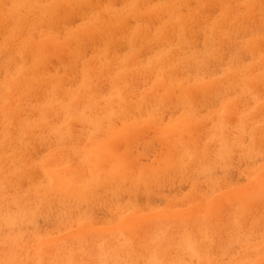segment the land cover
<instances>
[{
  "label": "rangeland",
  "instance_id": "rangeland-1",
  "mask_svg": "<svg viewBox=\"0 0 264 264\" xmlns=\"http://www.w3.org/2000/svg\"><path fill=\"white\" fill-rule=\"evenodd\" d=\"M263 3L0 0V264H262ZM125 127L149 174L94 151Z\"/></svg>",
  "mask_w": 264,
  "mask_h": 264
},
{
  "label": "bare ground",
  "instance_id": "bare-ground-1",
  "mask_svg": "<svg viewBox=\"0 0 264 264\" xmlns=\"http://www.w3.org/2000/svg\"><path fill=\"white\" fill-rule=\"evenodd\" d=\"M36 1H38V0H36ZM144 1V0H143ZM152 1V0H151ZM42 2V1H41ZM73 2V1H72ZM75 2V1H74ZM191 2V1H190ZM193 3V2H192ZM191 3V4H192ZM148 4V3H147ZM173 4V3H172ZM180 4H181V2H180ZM187 4L189 5V3L187 2ZM210 4V3H209ZM264 4V3H263ZM175 5V4H174ZM182 5V4H181ZM95 8V7H94ZM109 9V8H108ZM112 9V8H111ZM185 9V8H184ZM216 9V8H215ZM241 9V8H240ZM248 10V9H247ZM81 11V10H80ZM170 11V10H169ZM214 11V10H213ZM211 13V12H210ZM99 14V13H98ZM173 14H174V12H173ZM87 15V14H86ZM253 16V15H252ZM84 17V16H83ZM87 18V17H86ZM253 18V17H252ZM76 19V18H75ZM84 19V18H83ZM124 19H126V18H124ZM250 19V18H249ZM76 21V20H75ZM78 21V20H77ZM129 21V20H128ZM256 21V20H255ZM71 22V21H70ZM182 22H184V21H182ZM60 23V22H59ZM73 23H74V21H73ZM127 24H128V22H126ZM202 23V22H201ZM72 24V23H71ZM155 24V23H154ZM255 24V23H254ZM94 25V24H93ZM132 25V24H131ZM192 25V24H191ZM262 27H263V25H262ZM26 28V27H25ZM152 28V27H151ZM196 28V27H195ZM194 30V29H193ZM200 30V29H199ZM62 31V30H61ZM88 33V32H87ZM193 37V36H192ZM220 37V36H219ZM237 37V36H236ZM174 38H175V36H174ZM200 39V38H199ZM259 43V42H258ZM123 44V43H122ZM145 45V44H144ZM232 45V44H231ZM60 46V45H59ZM58 46V47H59ZM197 46V45H196ZM69 47V46H68ZM155 47V46H154ZM64 48H67V47H63V49ZM123 48H124V46H123ZM229 49V48H228ZM47 50H50V51H56L54 54H56V56H54V58H52V55H50V54H52V52H50V56H51V60H53V62H54V59H55V57H56V60H57V58L60 56L59 55V53L60 52H58V50L57 49H53V47H52V49H50V47L47 49ZM46 50V52L47 53H49L48 51ZM67 50L68 49H65V52L67 53ZM113 50V49H112ZM121 49L120 48H118V52L120 51ZM227 50V49H226ZM59 51H61V50H59ZM63 51V50H62ZM90 51H91V49H90ZM110 51V50H109ZM123 51V50H122ZM64 52V51H63ZM117 52V53H118ZM247 52V51H246ZM66 53H65V55H63V56H61V57H65L66 56ZM120 53V52H119ZM63 54V53H62ZM121 54V53H120ZM144 54V53H143ZM224 54V53H223ZM247 54V53H246ZM255 54V53H254ZM59 55V56H58ZM224 56H225V54H224ZM227 56V55H226ZM226 56L224 57V59L226 58ZM61 57H60V59H61ZM243 58V57H242ZM245 58V57H244ZM59 59V60H60ZM63 59V58H62ZM66 59V58H65ZM64 59V60H65ZM245 60V59H244ZM63 61V60H62ZM63 63V62H62ZM214 63V62H213ZM210 65V64H209ZM217 65V64H216ZM79 66V65H78ZM211 66V65H210ZM189 67H190V65H189ZM217 68V67H216ZM215 68V69H216ZM235 68V67H234ZM168 69V68H167ZM194 70V69H193ZM123 71V70H122ZM167 71V70H166ZM92 72V71H91ZM169 72V71H168ZM175 73V72H174ZM164 74V73H163ZM163 74L161 75V76H163ZM206 74V73H205ZM231 74V76H232V73H230ZM250 74V73H249ZM139 75V74H138ZM159 75V74H158ZM125 76V75H124ZM169 76V75H168ZM206 76V75H205ZM236 76V75H235ZM250 76V75H249ZM249 76H248V78H249ZM121 77V76H120ZM134 77V76H133ZM254 77V76H253ZM256 77V76H255ZM122 78V77H121ZM157 78H159V77H157ZM245 78V77H244ZM250 79V78H249ZM248 79V80H249ZM126 80V79H125ZM157 80V79H156ZM230 80V79H229ZM228 80V81H229ZM131 81V80H130ZM129 81V82H130ZM133 81V80H132ZM131 81V82H132ZM137 81V80H136ZM237 81V80H236ZM118 82H120V83H122L121 82V79H120V81H118ZM158 82V81H157ZM156 82V83H157ZM250 82H252V81H250ZM70 83V82H69ZM141 83V82H140ZM159 83H160V81H159ZM74 84V83H73ZM128 84H130V83H128ZM239 84V83H238ZM15 85V84H14ZM122 85H123V83H122ZM222 85V84H221ZM163 86H165V85H163ZM252 86H254V85H252ZM122 87V86H121ZM14 88V87H13ZM166 88V87H165ZM174 88V87H173ZM209 89L211 88V87H208ZM223 88V87H222ZM259 88H261V86H259ZM63 89V88H62ZM159 90H160V88H159ZM236 90V89H235ZM60 91V90H59ZM157 90H155V92H156ZM163 91V90H162ZM161 91V92H162ZM185 91V90H184ZM263 91V90H262ZM18 92V91H17ZM60 92H62V91H60ZM66 92V91H65ZM160 92V91H159ZM167 92V91H166ZM64 93V92H63ZM65 94V93H64ZM76 94V93H75ZM189 94H190V92H189ZM194 94H196V92L194 93ZM193 94V95H194ZM105 95V94H104ZM200 95V94H199ZM264 95V94H263ZM195 96V95H194ZM198 96V95H197ZM65 98V97H64ZM219 98H220V96H219ZM72 99V98H71ZM244 100H245V98H243ZM34 100V99H33ZM195 100V99H194ZM197 101V100H196ZM132 102V101H131ZM130 102V103H131ZM126 103V102H125ZM71 104V103H70ZM69 104V105H70ZM73 104H74V102H73ZM101 104V103H100ZM113 104V103H112ZM251 104V103H250ZM84 105L86 106V104L84 103ZM114 105V104H113ZM146 105H147V103L145 104V109H147L146 108ZM71 106V105H70ZM122 106V105H121ZM148 106V105H147ZM56 107V106H55ZM89 107V106H88ZM102 107V106H101ZM135 107V106H134ZM142 107H143V105H142ZM179 107V106H178ZM115 108V107H114ZM148 108H149V106H148ZM241 108H243V107H241ZM248 108H249V106H248ZM143 109V108H142ZM198 109V108H197ZM112 110V109H111ZM144 110V109H143ZM179 110V109H178ZM202 110V109H201ZM245 110H247V109H245ZM200 111V110H199ZM198 111V112H199ZM244 111V110H243ZM8 112V111H7ZM136 112V111H135ZM176 112V111H175ZM155 113V112H154ZM12 114V113H11ZM10 114V115H11ZM26 114V113H25ZM63 114H65V113H63ZM220 114V113H219ZM135 115H137V114H135ZM92 116H90V118H91ZM138 117V116H137ZM154 117V116H153ZM222 117V116H221ZM258 117V116H257ZM259 117H260V115H259ZM230 118V117H229ZM155 119H157V118H155ZM225 119H226V117H225ZM228 119V118H227ZM226 119V120H227ZM66 120V119H65ZM74 120V119H73ZM214 120V119H213ZM233 122H235L236 123V121H234L235 119H231ZM230 120V121H231ZM113 121V120H112ZM186 122H187V120H185ZM229 121V120H228ZM227 121V122H228ZM231 121V122H232ZM157 122H158V119H157ZM198 122V121H197ZM200 122V121H199ZM233 122H232V124H233ZM239 122V121H238ZM237 122V123H238ZM244 122V121H243ZM1 123V122H0ZM188 123V122H187ZM187 123H185V124H180V125H175L176 127L174 128V130H176V131H174L175 132V136L176 137H178V141L180 142H184L185 144H188V141H189V134H190V132H191V130H190V128H191V126L192 125H190V124H192V120H191V123L190 124H187ZM42 124V123H41ZM76 124H78L77 122H76ZM106 124V123H105ZM209 124V123H208ZM231 124V125H232ZM251 124V123H250ZM71 125H74L75 126V122H72V124ZM71 125H69L68 127H70ZM79 125H81L80 123H79ZM103 125V124H102ZM207 125V124H206ZM236 125H238V124H236ZM73 126V127H74ZM82 126V125H81ZM81 126H79L80 128H81ZM85 126V125H84ZM216 126V125H215ZM72 127V126H71ZM71 127H70V129H71ZM86 127V126H85ZM85 127L82 129V130H84V131H86L85 130ZM152 127V126H151ZM151 127H150V129H151ZM196 127V126H195ZM204 127V126H203ZM232 127V126H231ZM88 128H90L89 126H88ZM142 130H144V129H146V133L144 134L146 137H147V134H148V136H149V127L147 128V127H144V128H142V127H138L136 130H133V132H129L130 133V137L132 136V133H134V135H136L135 134V132H137V133H141L140 132V130L141 129ZM198 128V127H197ZM200 128V127H199ZM249 128V127H248ZM247 128V129H248ZM65 129V128H64ZM63 129V130H64ZM73 129V128H72ZM75 129L77 130V128H74V131H75ZM94 129V128H93ZM103 129H105V127H103ZM123 129V128H122ZM127 129L128 128H126L125 127V130L123 131V133H114V134H116V135H111V136H109V138L108 137H106L107 138V140H106V143L105 142H103L102 144H104L103 146L101 145L99 148H96L97 150H95L94 149V151L95 152H97L98 153V155H97V153H96V155L97 156H99L100 158L102 157V159L103 158H108L109 160H111L112 162H114V164L116 165L115 167H116V169H119V168H125V169H130V170H135V171H137L139 174L140 173H142V174H144V175H146V174H149L150 172H151V170H148L149 169V167H147V166H145V167H143L144 165H142V166H138L139 165V163H138V165H137V163H136V161L137 160H135L136 159V157H137V159H138V156H136L135 158L133 157H131L130 156V153L131 152H129V151H131V150H129L128 151V145L127 144H129L130 143V141H129V133H127L126 132V134L124 133L125 131H127ZM162 129H164V128H162ZM169 129V128H168ZM167 129V130H168ZM171 129H172V127H171ZM68 130H69V128H68ZM82 130H79V132H81ZM91 130V129H90ZM155 130V129H154ZM156 130H158V133H159V129H156ZM161 130V129H160ZM250 130V129H249ZM73 131V130H72ZM89 131V130H88ZM96 131H98V130H96ZM100 131V130H99ZM106 131H107V129H106ZM164 131H165V129H164ZM194 131V130H193ZM192 131V132H193ZM195 131H196V129H195ZM200 131V130H199ZM71 132V131H70ZM77 132V131H76ZM104 132H105V130H104ZM103 132V133H104ZM148 132V133H147ZM151 132H152V130H151ZM192 132H191V134H192ZM198 132V131H197ZM16 133V132H15ZM106 133V132H105ZM164 133V132H163ZM163 133H161V131H160V135L159 136H161V134H163ZM172 134H173V132H171ZM83 134V133H82ZM82 134H80V135H82ZM107 134V133H106ZM142 134H143V132L141 133V136H142ZM152 134H153V132H152ZM151 133H150V137H148L149 138V140L150 139H152V137H154L153 135L155 134V132H154V134L152 135ZM165 134V133H164ZM168 134H170V132L168 133ZM205 133H202V135H204ZM90 135V134H89ZM92 135H94V134H91V136ZM133 135V136H134ZM138 135V134H137ZM140 135V134H139ZM144 135L142 136L143 138H144ZM195 135V134H194ZM198 135H199V132H198ZM206 136V135H205ZM229 136H231V135H229ZM61 137H63V136H61ZM89 137V136H88ZM94 137V136H93ZM93 137H90V139L91 138H93ZM103 137V136H102ZM145 137V138H146ZM166 137H167V135H166ZM168 137H171V135H168ZM203 137V136H202ZM65 138H66V135H65ZM83 138V137H82ZM136 137H134L133 139H135ZM138 138H139V136H138ZM137 138V139H138ZM148 138H146V141H144L145 139H143L142 141L144 142V145L145 144H147L148 143ZM156 138V137H155ZM172 138V137H171ZM63 139V138H62ZM169 139V138H168ZM165 139V141H164V139H162L161 140V137H159L157 140H159L158 142H161L162 144H161V151H162V155L161 154H159L158 155V157H159V159L160 160H157V158L156 159H154V160H156L157 161V163H156V161H154V163L156 164V166L158 165V167H161V165H162V162L164 161V159L167 157V155H168V153H170V151H171V149L173 148V144L170 146V142H171V140L169 139ZM203 139H204V137H203ZM68 140V139H67ZM82 140V139H81ZM97 139H95V140H93L94 142L96 141ZM139 140L141 141V139L139 138ZM138 140V141H139ZM66 141V140H65ZM91 141V140H90ZM93 141H91V142H93ZM128 141H129V143H128ZM136 142H137V140H135ZM141 141V142H142ZM152 141V140H151ZM150 141V142H151ZM153 141H154V139H153ZM232 141V140H231ZM9 142V141H8ZM11 142V141H10ZM89 142V141H88ZM90 142V143H91ZM99 142H101V139L99 140ZM141 142H139L140 144H139V146H141L142 144H141ZM150 142H149V145H150ZM157 142V141H156ZM89 143V144H90ZM155 143V142H154ZM132 144V143H131ZM157 144V143H156ZM159 144V143H158ZM205 144V143H204ZM207 145H208V143H207ZM137 146H138V144H137ZM155 146V145H154ZM190 146V145H189ZM51 147V146H50ZM126 147V148H125ZM145 147H146V145H145ZM148 147V146H147ZM146 147V148H147ZM213 147V146H212ZM118 148V149H117ZM149 148V147H148ZM156 148V147H155ZM154 148V149H155ZM179 148V147H178ZM98 149H100V150H98ZM120 151L119 152V154H118V151ZM140 149V148H139ZM199 149V148H198ZM197 149V150H198ZM93 150V149H92ZM92 150H90L91 151V153H93V151ZM126 150V151H125ZM136 150V149H135ZM138 150V149H137ZM136 150V151H137ZM146 149H144V151H145ZM205 150V149H204ZM139 151V150H138ZM138 151H137V154H135V155H138L139 153H138ZM141 151V150H140ZM38 152V151H37ZM36 152V153H37ZM117 152V153H116ZM129 154H128V153ZM239 152V151H238ZM141 153V152H140ZM25 154V153H24ZM94 154V153H93ZM117 154V155H116ZM142 154V153H141ZM141 154H139L140 156H141ZM143 154H144V152H143ZM142 154V155H143ZM146 154H147V151H146ZM152 154V153H151ZM195 154V153H194ZM200 154V153H199ZM237 154V153H236ZM49 155V154H48ZM132 155V154H131ZM134 155V156H135ZM196 155V154H195ZM10 156V155H9ZM32 156V155H31ZM144 156H145V154H144ZM156 156V155H155ZM211 157V156H210ZM141 158H142V156H141ZM140 158V159H141ZM154 158V155L152 156V159ZM194 158H195V156H194ZM196 160V159H195ZM138 162V161H137ZM140 162H141V160H140ZM148 162V161H147ZM152 162V161H151ZM255 162V161H254ZM148 163H150V162H148ZM147 163V164H148ZM164 163V162H163ZM197 163H198V161H197ZM101 164H103V163H101ZM100 164V165H101ZM143 164H145V165H147L145 162L143 163ZM151 165H152V163H150ZM150 164H148V166L150 165ZM141 165V164H140ZM150 165V167L151 168H153V165L151 166ZM156 166L154 167V168H156ZM202 166V165H201ZM114 167V168H115ZM192 167V166H191ZM159 169V168H158ZM84 170V169H83ZM118 171V170H117ZM159 172V171H158ZM158 172H155V173H158ZM38 173V172H37ZM171 173H173V171L171 172ZM170 173V174H171ZM216 173H217V171H216ZM50 174H52V172L50 173ZM141 174V175H142ZM42 175V174H41ZM40 175V176H41ZM61 175V174H60ZM39 177V176H38ZM84 177V176H83ZM159 177H161L160 175H159ZM166 177H167V175H166ZM197 177V176H196ZM40 178V177H39ZM38 178V179H39ZM35 180V179H34ZM158 180H160V179H158ZM31 182V181H30ZM35 182V181H34ZM159 182H161V181H159ZM173 184H175V183H173ZM183 185V184H182ZM182 185H180V186H182ZM202 186V185H201ZM183 187V186H182ZM96 189H97V187H96ZM173 189V188H172ZM142 190H143V188H142ZM149 191V190H148ZM163 191V190H162ZM173 191V190H172ZM61 192V191H60ZM207 192V191H206ZM243 192V191H242ZM254 192H256V191H254ZM254 192H253V194H254ZM191 193V192H190ZM189 193V194H190ZM234 193V192H233ZM241 193V192H240ZM50 194V193H49ZM202 194V193H201ZM236 194V193H235ZM234 194V195H235ZM245 193H242L241 195H244ZM256 194V193H255ZM198 195H199V193H198ZM150 198V197H149ZM199 199H200V196H199ZM117 201V200H116ZM237 201V200H236ZM152 202V201H151ZM192 203V202H191ZM74 204V203H73ZM153 204V203H152ZM220 204V203H219ZM83 205V204H82ZM222 205V204H221ZM94 206V205H93ZM227 206H229V205H227ZM22 207H24V206H22ZM219 207V206H218ZM223 207H225V206H223ZM264 208V207H263ZM224 209V208H223ZM219 210V209H218ZM225 210V209H224ZM95 212V211H94ZM111 212V211H110ZM219 212V211H218ZM220 214V213H219ZM150 215H153V214H150ZM264 215V214H263ZM262 215V216H263ZM154 216V215H153ZM215 216V215H214ZM186 218V217H185ZM198 218V217H197ZM261 218V217H260ZM51 220V219H50ZM171 220V222H172V219H170ZM185 220V219H184ZM203 220V219H202ZM237 220H239L238 222H239V224H240V227L242 226L241 225V223H245L246 221H245V219L243 220L241 217H237ZM151 221V220H150ZM177 221H178V219H177ZM151 222H153V221H151ZM179 222V221H178ZM186 222H188V221H186ZM192 222V221H191ZM190 222V223H191ZM199 223H200V221H198ZM202 222V221H201ZM130 223V222H129ZM203 223V222H202ZM260 223H262L261 221L260 222H258V224H260ZM179 224H181V223H179ZM205 224V223H204ZM204 224H199V225H197V227L199 228V230H205V231H207L206 232V234L208 233V232H210V233H213V231L209 228V227H207L206 225H204ZM239 224L238 225H235V226H237L240 230L241 229H247L249 232H250V234H252V232L254 231V229L252 230V229H250V227H249V225L246 223V225L245 224H243V228L241 227H239ZM257 224V225H258ZM139 225V224H138ZM149 225V224H148ZM174 225H176V224H174ZM244 225H245V227H244ZM2 226V225H1ZM134 226V225H133ZM143 226H144V224H143ZM173 226V225H172ZM187 226V225H186ZM192 226V225H191ZM190 226V227H191ZM194 226V225H193ZM137 228H138V226H136ZM187 227H189V226H187ZM234 226H232V228H233ZM131 228V227H130ZM177 228V227H176ZM181 228V227H180ZM183 229L185 228L184 226L182 227ZM232 228H230V227H225L224 229H232ZM23 229V228H22ZM132 229V228H131ZM186 229V228H185ZM193 229V227L191 228V230ZM212 229H213V227H212ZM259 229V228H258ZM127 230V229H126ZM140 230V229H139ZM142 230V229H141ZM182 230V229H181ZM137 231V230H136ZM143 231V230H142ZM260 231V230H259ZM131 232V231H130ZM134 233V232H133ZM137 233H140V231L139 232H137ZM198 233V232H197ZM205 233V232H204ZM132 234V233H131ZM145 234V233H144ZM148 234V233H147ZM201 237L203 236V233L201 232ZM193 235V234H192ZM137 237H139V240L138 241H141V239H140V237H142V236H139V235H136ZM79 237V236H78ZM144 237V236H143ZM142 237V238H143ZM125 238V237H124ZM216 238V237H215ZM86 239V238H85ZM133 239V238H132ZM135 239V238H134ZM137 240L133 243V244H135V243H137ZM146 240V239H145ZM153 241V240H152ZM49 242V241H48ZM133 241H131V243H132ZM139 244V243H138ZM138 244H135V245H137L136 247H141V246H138ZM135 245H133L134 247H135ZM140 245V244H139ZM142 245V244H141ZM146 245V244H145ZM47 246V245H46ZM132 245H131V247H133ZM135 247V248H136ZM166 247V246H165ZM225 247V246H224ZM134 248V249H135ZM142 248H144L143 247V245H142ZM147 248V247H146ZM155 248V247H154ZM157 248V247H156ZM155 248V249H156ZM158 248H160V247H158ZM167 248H169V247H167ZM148 249V248H147ZM150 249V248H149ZM154 249V251H156ZM166 249V248H165ZM218 249H220V248H218ZM136 250V249H135ZM133 251L132 250V252H134V254H132L131 256H137V254H136V252H137V250L136 251ZM150 250H152V249H150ZM159 250V249H158ZM164 250V249H163ZM142 251V250H141ZM141 251H138L137 253H141ZM144 251L146 252V250L144 249ZM170 251H171V249H170ZM210 251H214V250H212V247H211V250ZM157 253V252H156ZM155 253V254H156ZM160 253V252H159ZM164 254H166V253H168V252H163ZM169 253H171V252H169ZM44 254V253H43ZM146 254V253H145ZM161 254V253H160ZM163 254V255H164ZM158 255V254H157ZM167 255V254H166ZM159 256V255H158ZM161 258V260H162V257H158V259H160ZM262 264H264V262L262 263Z\"/></svg>",
  "mask_w": 264,
  "mask_h": 264
}]
</instances>
